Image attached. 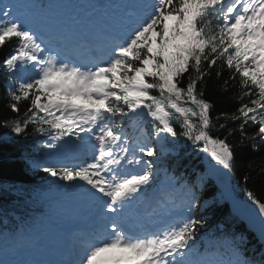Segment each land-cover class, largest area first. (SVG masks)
<instances>
[{
    "label": "snow or ice",
    "instance_id": "6c2138e0",
    "mask_svg": "<svg viewBox=\"0 0 264 264\" xmlns=\"http://www.w3.org/2000/svg\"><path fill=\"white\" fill-rule=\"evenodd\" d=\"M50 7L37 0H0V46L15 38L3 68L19 74L7 92L18 118L6 126L17 135L33 126L49 136L52 143L44 145L49 149L57 148L58 141L68 143L65 137L95 141L90 162L43 168L70 186L87 185L83 191L98 201L104 221L80 241L74 259L56 264H254L240 249L243 234L229 239L227 259L209 261L199 251V184L185 186L182 208L168 226L153 231L131 220L132 205L154 177L155 160L145 157H158L151 145L133 146L122 125L125 119L135 125L146 112L163 150L166 138L177 136V121L181 135L193 145L203 141L202 150L231 172L232 148L226 137L210 136V104L198 90L207 75L203 65L219 61L240 76L237 99L249 97L230 119L241 120L242 133L245 125H257L256 136L249 139L254 147L264 143V0H149L143 18L122 38L108 37L86 49L83 44L69 49L62 37L46 38L29 26L25 16L46 19ZM190 68L194 75L182 87L180 78ZM21 101H30L23 116ZM127 165L143 170L128 172ZM247 196L264 224V202L252 192Z\"/></svg>",
    "mask_w": 264,
    "mask_h": 264
},
{
    "label": "trees",
    "instance_id": "16d2710c",
    "mask_svg": "<svg viewBox=\"0 0 264 264\" xmlns=\"http://www.w3.org/2000/svg\"><path fill=\"white\" fill-rule=\"evenodd\" d=\"M38 1L46 3V0ZM14 46L15 38L0 46V249L8 246L7 239L15 242L17 237L26 238L30 232L33 235L39 234L42 223L52 225L55 222L54 215H47L45 220L41 218V214L51 209L49 198L56 193L62 196L63 191H69L73 187L66 182L57 181L43 170L48 166L44 162L52 158L51 149L44 147L45 144L52 143L47 134L42 135L29 125L25 133L17 135L6 126V122L18 118L9 108L7 92L10 86L15 85L14 77L19 74H10L3 68V61L12 53ZM202 71L207 75L198 85V90L203 92V99L210 104L209 134L214 139L226 137L234 155L231 188L237 197L245 201L251 202L247 193L252 192L257 199L264 202V143L257 142L254 147L249 139L256 136L258 126L249 123L245 125L242 133L241 120L230 119L233 115H239L237 109L249 100V97L237 99L241 91L240 76L219 61L212 67L205 63ZM189 75H194L191 68L180 78V86L186 87ZM233 75L235 80L231 78ZM152 94L158 95L155 90ZM29 105L30 101H21L18 104L20 116H23ZM226 116L229 118L226 119ZM124 123L125 120L122 125L125 129ZM173 125L177 136L174 139L167 137L165 146L168 150L155 149L158 158L154 159L160 162L161 167L175 180L183 200L186 185L194 184L196 180L203 183L202 191L197 188L200 204L195 213L200 220L196 236L197 248L201 253L210 251L204 247L201 238L211 237L213 244L217 241L219 245L217 251L226 254L229 251L220 244L224 242L225 246L230 247L229 239L243 234L246 239L239 241L243 255L254 264H261L264 262L263 245L231 214L228 205L222 203L219 191L206 172L211 155L202 150L204 142L193 145L180 134L182 130L179 122L173 121ZM150 127L151 117L145 112L138 120L136 128H126L125 132L131 136L135 132L153 135ZM50 166L58 169L61 167ZM205 201L212 203L205 207Z\"/></svg>",
    "mask_w": 264,
    "mask_h": 264
},
{
    "label": "rangeland",
    "instance_id": "374dc122",
    "mask_svg": "<svg viewBox=\"0 0 264 264\" xmlns=\"http://www.w3.org/2000/svg\"><path fill=\"white\" fill-rule=\"evenodd\" d=\"M88 1L93 3L95 0H88ZM106 2L109 6L106 13L109 16V15L113 14V12L115 10L113 5H112V3L114 1L113 0H106ZM117 2L121 5L122 8L124 7V9H127V7L129 5L136 4L134 0H117ZM46 4L51 5V7L49 8V15L46 19L41 18V16L38 14H29V15L25 16V19L27 20V22L29 23L30 26L37 25L40 27V26H45L46 23H53V22H55L56 24L63 23L77 13L76 5H78V4H76V2L74 0H69L68 3H63L59 0H47ZM89 5L90 4L86 5V7H85V8H87L86 11H88L89 9H92V8L96 9L93 7L92 4H91V7L89 8ZM78 6H80V5H78ZM80 7H84V6H80ZM137 8H138V11H142V10L145 11V9L141 6H139V7L134 6V7H131L130 9H137ZM133 11H136V10H133ZM53 12H55V14H53ZM58 12H59V14H58ZM144 14H145V12H144ZM117 15L119 16V14H117ZM58 26H59V28L61 27V25H58ZM50 27H52V24L50 25ZM64 27H65V25H64ZM75 139L76 138H74V137H67V138H65V140L68 141V143H65V141L56 142L58 147L56 148V150L54 152V158L51 161L50 160L47 161V164H54V161L56 159H71L73 157H76V153H81V155L77 156V157H80L83 154V144L85 146L89 147L90 143L91 144L95 143V141H92V140L89 142L84 141V143H82V145H79V149H77V145L75 144ZM151 140L152 141L150 142V140H148L146 138L147 145H151L154 149L157 148L159 150H162L161 142L158 141L157 138L153 139V137H151ZM141 142H145V141H143V139H140V140H138L137 143H141ZM163 150H165V151L168 150L164 144H163ZM136 155L138 156V152L136 153ZM132 167L134 169H138V170L143 169L141 167V165H132ZM87 187L88 186H85V188H87ZM169 187L172 189V185ZM176 187L174 188V191L171 193L170 197L168 198V200L171 203L173 201H175L176 199H178V197H179V191H178V188L176 189ZM76 194H73V195H75V197L68 195L67 196V199H68L67 202H60L59 198L61 197V194H56V196L54 197V200L51 203L53 204L52 205L53 209L58 213L60 220L62 218L71 220V218L75 217L78 210L81 209L84 201H86L88 199L87 193L85 191L78 193L77 195ZM160 202L161 203H158L155 207H153V209H158L160 207H168L169 206L168 203L164 199L160 200ZM97 203L98 202L95 200L90 201V202L86 201L85 205L87 206V209L79 211V214H81L80 218L90 214L93 211L92 207L94 205H97ZM177 204H180V206H182L183 202H181V203L177 202ZM139 207H140V203L137 202L135 209H139ZM151 207H152V205L150 202L143 203V208H144L145 212L149 211L151 209ZM172 215H173V217H175L176 214H174V212H173ZM67 229H68V227H64L60 231L61 234H60V238H59L58 242H55L54 244H51L46 248V250L50 251V256H51L52 250H54V248L59 246L65 240V238L67 236V233L65 232V230H67ZM55 234H57L56 229H53L51 231H47L46 233L43 232V235H45V236H44V240H43L44 242L42 243V245L50 243L53 240V237ZM20 239H24V238H20ZM22 242H24V241L18 240L17 246H15L16 244H10L9 247L1 249L0 250V260L4 261L5 264H23L24 263L23 260H25L27 258H32L34 256V254H33V244L34 243H32L33 241H30L27 238L26 241L24 242L25 244L22 245L21 247H19V245ZM218 258H222V257L220 255L218 256L216 254L206 256V259H208L209 261H212V260H215ZM34 259L37 261H40V259H38L37 257H34Z\"/></svg>",
    "mask_w": 264,
    "mask_h": 264
},
{
    "label": "water",
    "instance_id": "95a60500",
    "mask_svg": "<svg viewBox=\"0 0 264 264\" xmlns=\"http://www.w3.org/2000/svg\"><path fill=\"white\" fill-rule=\"evenodd\" d=\"M209 174L216 186L221 190L222 196L226 198L225 201L230 206L231 212L247 226L252 234L260 239V233L264 230V224L261 223L258 209L254 204L238 199L232 193L230 188L231 173L212 159ZM262 243L264 244V241Z\"/></svg>",
    "mask_w": 264,
    "mask_h": 264
},
{
    "label": "bare ground",
    "instance_id": "6f19581e",
    "mask_svg": "<svg viewBox=\"0 0 264 264\" xmlns=\"http://www.w3.org/2000/svg\"><path fill=\"white\" fill-rule=\"evenodd\" d=\"M133 10H135V9H133ZM132 11V10H131ZM137 11V10H136ZM144 16V15H143ZM125 17H126V12L124 13V15L123 16H121V17H119V19H125ZM140 19V18H139ZM117 19L116 18H113V19H111L110 21H109V25L111 24H114V25H116L117 24ZM116 23V24H115ZM215 186H216V184H214ZM216 188H217V190H219V192H221V190L216 186ZM230 188H231V183H230ZM222 200H226V198L224 197V198H221ZM151 210L153 211V208H151ZM232 231H234V229H231Z\"/></svg>",
    "mask_w": 264,
    "mask_h": 264
}]
</instances>
